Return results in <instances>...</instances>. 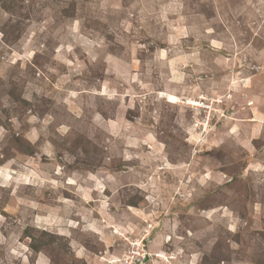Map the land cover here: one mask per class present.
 Returning a JSON list of instances; mask_svg holds the SVG:
<instances>
[{"label":"rangeland","instance_id":"374dc122","mask_svg":"<svg viewBox=\"0 0 264 264\" xmlns=\"http://www.w3.org/2000/svg\"><path fill=\"white\" fill-rule=\"evenodd\" d=\"M0 264H264V0H0Z\"/></svg>","mask_w":264,"mask_h":264},{"label":"bare ground","instance_id":"6f19581e","mask_svg":"<svg viewBox=\"0 0 264 264\" xmlns=\"http://www.w3.org/2000/svg\"><path fill=\"white\" fill-rule=\"evenodd\" d=\"M165 97H167L168 103H170V104H175L178 101L177 97L173 94H165ZM191 101H193V100H191ZM194 102H190V105L196 106L197 104Z\"/></svg>","mask_w":264,"mask_h":264},{"label":"trees","instance_id":"16d2710c","mask_svg":"<svg viewBox=\"0 0 264 264\" xmlns=\"http://www.w3.org/2000/svg\"><path fill=\"white\" fill-rule=\"evenodd\" d=\"M25 153H29L30 150H23Z\"/></svg>","mask_w":264,"mask_h":264}]
</instances>
